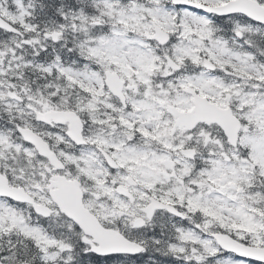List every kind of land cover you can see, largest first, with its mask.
<instances>
[{
    "label": "snow or ice",
    "instance_id": "obj_1",
    "mask_svg": "<svg viewBox=\"0 0 264 264\" xmlns=\"http://www.w3.org/2000/svg\"><path fill=\"white\" fill-rule=\"evenodd\" d=\"M0 264H264V0H0Z\"/></svg>",
    "mask_w": 264,
    "mask_h": 264
}]
</instances>
